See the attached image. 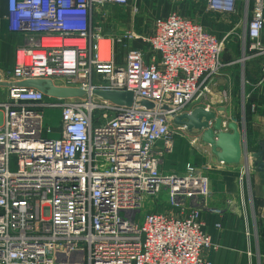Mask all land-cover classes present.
Returning <instances> with one entry per match:
<instances>
[{
    "label": "built area",
    "instance_id": "1",
    "mask_svg": "<svg viewBox=\"0 0 264 264\" xmlns=\"http://www.w3.org/2000/svg\"><path fill=\"white\" fill-rule=\"evenodd\" d=\"M129 1L8 0L11 30L38 38L17 49L13 70L0 81L51 80L85 95L57 99L8 88L0 101V264H212L203 253L218 246L202 216L222 210L205 202L213 194L210 178L190 162L182 173L163 166L174 152L175 128L187 132L171 115L213 95L230 33L219 39L177 12L157 19L151 35L106 37L93 30L94 12ZM205 1L217 16L235 15L244 4L249 17L240 61L264 58V0ZM133 40L144 41L154 56L147 59L130 46ZM118 43L127 48L123 64ZM97 90L132 91L134 103L113 104ZM47 109L60 111V124L45 133ZM221 117L224 127L239 125ZM189 145L208 153L200 137L192 135ZM240 165L243 189L254 168L251 159ZM164 191L168 209L143 214L144 200Z\"/></svg>",
    "mask_w": 264,
    "mask_h": 264
},
{
    "label": "crops",
    "instance_id": "2",
    "mask_svg": "<svg viewBox=\"0 0 264 264\" xmlns=\"http://www.w3.org/2000/svg\"><path fill=\"white\" fill-rule=\"evenodd\" d=\"M121 7L126 11L125 25L128 29L124 32L131 31L138 35H151L154 22L166 18L173 12L184 16L183 8L173 0H130L127 6ZM198 11L196 22L202 24L217 38L223 39L227 34L228 26L217 23L211 16L207 18L205 15L209 12L207 13L206 5ZM10 26L8 0H0L1 76L13 70L17 49L30 47V39L38 38L35 34L13 31ZM129 44L141 49L147 59L154 56L142 40H133ZM243 53V42H226L222 54L224 66L215 79L213 95L199 99L200 104L190 111L196 107L210 106L219 117L224 116L238 122L243 132L244 148L253 154L264 148L262 146L264 145V81L262 80L264 58L241 62L239 59ZM118 63L123 64L124 59L118 60ZM188 111L186 109L185 112ZM53 114L58 121L60 111L54 110ZM188 136L190 140L192 135L188 133ZM175 149L178 150L174 145V152ZM178 151L180 154L181 149L179 148ZM207 151L208 153L204 155L195 151L190 155L192 152L190 149L187 156V163L194 164L200 172L210 178L213 194L206 199V204L211 208L222 210V214L218 215L211 212L203 213V229L211 236L213 244L218 246L217 250L204 251V257L212 264H264V172L252 169L242 189L239 181L241 165L220 166L209 146ZM231 197L237 200L236 205L229 207L227 200ZM199 202L204 203L203 199ZM166 209L168 208L165 204L164 210ZM217 224H221V228H217ZM248 233L251 234L250 237Z\"/></svg>",
    "mask_w": 264,
    "mask_h": 264
},
{
    "label": "water",
    "instance_id": "3",
    "mask_svg": "<svg viewBox=\"0 0 264 264\" xmlns=\"http://www.w3.org/2000/svg\"><path fill=\"white\" fill-rule=\"evenodd\" d=\"M0 86L7 89L33 88L43 92L47 97L57 99H70L85 95V91L81 89L56 86L51 80L42 79L19 83L0 81ZM95 95L119 106H132L134 103V93L132 91L97 90ZM141 105L149 109L154 108V104L146 100L142 101ZM164 109H168V107H164ZM171 116L175 125L185 127L188 133L200 137L202 142L211 148L213 155L219 162L238 166L241 163H246L251 158L254 170L264 172V148L250 154L244 148L243 132L237 123L229 122L227 127H224V119L219 117L215 111L207 110L205 107H196L182 115L173 113Z\"/></svg>",
    "mask_w": 264,
    "mask_h": 264
},
{
    "label": "rangeland",
    "instance_id": "4",
    "mask_svg": "<svg viewBox=\"0 0 264 264\" xmlns=\"http://www.w3.org/2000/svg\"><path fill=\"white\" fill-rule=\"evenodd\" d=\"M183 8L184 17L190 18L193 21H197L196 17L199 13L198 10H202L203 7L206 5L205 0H184L180 4H178ZM208 13V12H207ZM186 14L189 16H186ZM206 14V13H205ZM183 16V15H182ZM207 18L211 16V18L219 24L227 25V33H230L229 38L227 41H236L237 43H241L245 41V22L248 19V13L244 7V4H240L238 8V12L235 15L230 16H217L211 13L205 15ZM195 18V19H194ZM126 24V11L124 7L116 6V5H107L101 11H96L93 14V30L97 31L100 29L99 33L106 37H118L120 36L125 30H127ZM233 27L235 28L233 30ZM129 43V42H127ZM117 52V60L124 59L127 48L124 47L121 43L117 44L116 47ZM240 60V59H239ZM6 87L0 86V101H4L7 99L8 92ZM201 101H194L192 102L187 110H191L196 105L200 104ZM242 113V112H241ZM102 112H97L95 114V118H101ZM245 118V117H244ZM243 118V119H244ZM59 121V119H58ZM57 118L53 114L51 109H47L45 111V118H44V128L45 133L48 128L56 127L58 124ZM244 122V121H243ZM174 145L175 148L177 147L181 149V153L175 149V152L168 155L165 160V165L163 166V170L166 172H182L185 169V166L188 162L187 156L189 155V151L191 149L189 145V136L188 132H182L175 128V138H174ZM190 155L194 153L193 149H191ZM17 158H11V171L15 172L17 170ZM168 196L167 193L164 191L162 192L156 200H153L151 197L146 198L142 205L143 214L146 211L155 210L160 211L164 210V205L166 204Z\"/></svg>",
    "mask_w": 264,
    "mask_h": 264
},
{
    "label": "trees",
    "instance_id": "5",
    "mask_svg": "<svg viewBox=\"0 0 264 264\" xmlns=\"http://www.w3.org/2000/svg\"><path fill=\"white\" fill-rule=\"evenodd\" d=\"M117 50V49H116Z\"/></svg>",
    "mask_w": 264,
    "mask_h": 264
}]
</instances>
